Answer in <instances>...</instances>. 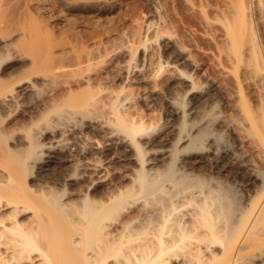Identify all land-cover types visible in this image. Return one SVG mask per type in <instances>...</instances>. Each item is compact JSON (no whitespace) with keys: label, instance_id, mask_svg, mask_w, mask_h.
Returning <instances> with one entry per match:
<instances>
[{"label":"bare ground","instance_id":"1","mask_svg":"<svg viewBox=\"0 0 264 264\" xmlns=\"http://www.w3.org/2000/svg\"><path fill=\"white\" fill-rule=\"evenodd\" d=\"M58 2L0 0V264H264L246 0L213 58L161 0L113 28Z\"/></svg>","mask_w":264,"mask_h":264},{"label":"rangeland","instance_id":"2","mask_svg":"<svg viewBox=\"0 0 264 264\" xmlns=\"http://www.w3.org/2000/svg\"><path fill=\"white\" fill-rule=\"evenodd\" d=\"M41 1L43 3L45 2L44 4H47V6L52 5L51 6L52 8L49 6L51 9L50 8L47 9V17L49 16L48 19L50 18L49 21L53 22L54 18L58 19L61 16L59 15L58 17L56 13L58 14L59 12V14L60 13L63 14L62 12L64 10L62 11V8L61 9L59 8L61 6H59V2L57 3L58 0H41ZM137 1H139L138 2L139 4L136 3ZM161 1H162L161 9H163L164 11L166 10L165 12H169L170 14L169 13L168 14L170 15V17L173 15V17H171L173 21L169 25V32L173 33L175 31L177 32V30L179 31L178 26L180 27V24H181L180 17L183 14H184L183 16L189 15L190 16L189 18L188 16L187 18L185 17L188 23L186 24V26L191 28L194 35L197 36L198 39L203 37L204 40L200 39L201 41L194 37L197 40V42L200 41L201 44L204 41L209 43L208 44L204 42L206 47L204 46V44L203 45L200 44L202 47L204 46V49L206 48L205 49L206 51L209 50L208 51L209 56H212L214 53L213 51H215L214 50L215 44L214 43L211 44L212 42L211 39L213 37H216L217 35L218 41L221 42V40L219 39L225 38L224 33L226 32L225 31L226 26L224 25V22L225 24L230 23V22L231 23L236 22L237 18H236L235 13L237 14L238 12L237 9L239 7L238 6L239 4L237 5L238 0H180V1L179 0H161ZM246 2L249 5L248 14H249V21H250L249 22V25H250L249 32L250 33H249V36L244 38V46H248L254 41L260 48V51H261L260 58L264 60V0H246ZM112 3L113 4L111 7L102 8L99 11L97 10L96 11L97 13L95 12V15L97 14L99 18H101V19H98L96 15L97 20H100L99 22L105 23L107 27H111L112 25V28H113L116 25H120L125 18L127 19V16L129 18L134 12L135 13L139 12L138 14L141 15V17L143 18L145 22H149L152 20L156 21L158 19L156 16L157 14L154 12V9L152 7L153 0H142V2L141 0H116V1L112 0ZM133 7H135L136 9ZM203 9H205L204 10L205 12L203 11ZM52 11L54 12L55 16L52 14L53 13ZM109 24L110 26H108ZM213 34H216V35H213ZM205 39L211 40V41L209 42V41H206ZM224 40L225 39H223L222 41ZM206 44L208 45L209 48L207 47ZM160 45H161V41L158 42L159 47H161ZM206 61L211 63L210 60H206ZM251 77H252L250 78L251 80L249 79L250 85L249 86L247 85L248 92L250 93L249 95L251 97L253 104L259 105L261 102L260 101L261 97H264V69L255 72ZM226 88L229 89V91L231 92L230 85L228 87V84H227ZM231 96L230 98L232 100L233 96L232 97ZM154 104L155 105H153V108L157 109L156 115L158 117H163L164 107L163 105H161L162 103L160 104V102L156 101ZM221 104L222 103L220 102V105H218L217 108L222 109L223 106Z\"/></svg>","mask_w":264,"mask_h":264}]
</instances>
